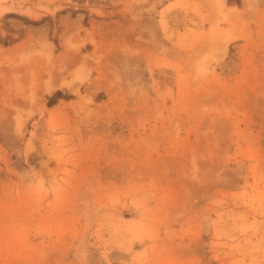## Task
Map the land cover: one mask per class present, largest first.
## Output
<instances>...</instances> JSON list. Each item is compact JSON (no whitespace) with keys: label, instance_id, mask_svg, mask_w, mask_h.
I'll return each instance as SVG.
<instances>
[{"label":"rangeland","instance_id":"374dc122","mask_svg":"<svg viewBox=\"0 0 264 264\" xmlns=\"http://www.w3.org/2000/svg\"><path fill=\"white\" fill-rule=\"evenodd\" d=\"M62 3L0 0V264H264V0Z\"/></svg>","mask_w":264,"mask_h":264},{"label":"bare ground","instance_id":"6f19581e","mask_svg":"<svg viewBox=\"0 0 264 264\" xmlns=\"http://www.w3.org/2000/svg\"><path fill=\"white\" fill-rule=\"evenodd\" d=\"M214 1V0H213ZM216 2L219 4V6H222V7H224L225 6V4H226V0H216ZM220 8V7H219ZM230 9H232V10H237V8L236 7H231ZM53 78V77H52ZM53 80V79H52ZM47 81H49V80H47ZM51 85H53V84H51ZM46 86V85H45ZM48 87H50L49 85H47ZM51 90V89H50Z\"/></svg>","mask_w":264,"mask_h":264},{"label":"crops","instance_id":"0c3cea01","mask_svg":"<svg viewBox=\"0 0 264 264\" xmlns=\"http://www.w3.org/2000/svg\"><path fill=\"white\" fill-rule=\"evenodd\" d=\"M61 1H63L62 5H66V6H70V7L75 8V6H73V5H69V4H68V1H69V0H61ZM73 1L75 2L76 0H73ZM79 2H80V1H79ZM81 2H82V1H81ZM84 2H85V0H84ZM34 12L43 13V12L40 11L39 9H34Z\"/></svg>","mask_w":264,"mask_h":264}]
</instances>
